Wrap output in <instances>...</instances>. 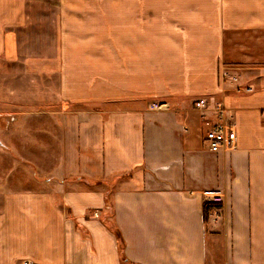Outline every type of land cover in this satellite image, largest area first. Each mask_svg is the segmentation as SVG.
Segmentation results:
<instances>
[{"label":"crops","instance_id":"crops-1","mask_svg":"<svg viewBox=\"0 0 264 264\" xmlns=\"http://www.w3.org/2000/svg\"><path fill=\"white\" fill-rule=\"evenodd\" d=\"M0 49L62 107L0 127V264H264V0H0Z\"/></svg>","mask_w":264,"mask_h":264},{"label":"rangeland","instance_id":"rangeland-1","mask_svg":"<svg viewBox=\"0 0 264 264\" xmlns=\"http://www.w3.org/2000/svg\"><path fill=\"white\" fill-rule=\"evenodd\" d=\"M52 29L51 27L50 35L53 33ZM35 35L37 36V34ZM24 39L27 44L21 45L20 43L21 53H25L21 55L23 57L26 55L36 57L38 54L40 55L39 52L44 50L47 52L53 51L52 38L46 39L45 44L43 39L33 36ZM20 41L22 40L19 39ZM23 57L17 58V61L9 62V56H6L0 49V127L3 131L8 130L9 122L14 120V117L9 115V111L36 110L39 109L38 107H44L45 109H57L58 107L59 110H62L57 99V93H55L57 85L54 81V79L56 80L54 73L50 72L43 77L42 73L23 71L24 66L21 64ZM89 107H91V104ZM92 107H95V104H92ZM97 108H100V106ZM63 110L69 111L70 106ZM3 157H9V155ZM105 213L109 215V209Z\"/></svg>","mask_w":264,"mask_h":264},{"label":"built area","instance_id":"built-area-1","mask_svg":"<svg viewBox=\"0 0 264 264\" xmlns=\"http://www.w3.org/2000/svg\"><path fill=\"white\" fill-rule=\"evenodd\" d=\"M198 108L207 105L204 98L198 99L195 104ZM151 109H166V103H150ZM211 113L215 116L216 121L205 131L206 147L213 152L227 151L235 147L236 130L233 122L229 120L224 106L220 103H214L209 106ZM228 117V118H227ZM206 202L218 204L222 201V194L216 190H205L203 192ZM21 264H32L29 260L22 261Z\"/></svg>","mask_w":264,"mask_h":264},{"label":"trees","instance_id":"trees-1","mask_svg":"<svg viewBox=\"0 0 264 264\" xmlns=\"http://www.w3.org/2000/svg\"><path fill=\"white\" fill-rule=\"evenodd\" d=\"M218 206H219L218 204H214V203L205 201L203 203L204 219L206 220L207 212H208L209 209H211L212 207H218ZM111 229H112L113 233L115 234V237H116V240H117V249H118L119 253H122L123 239H122V237L120 235V232L118 231V229H116L113 226H111Z\"/></svg>","mask_w":264,"mask_h":264}]
</instances>
